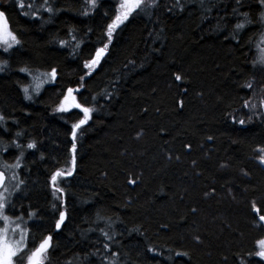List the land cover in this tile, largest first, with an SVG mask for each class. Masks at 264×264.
<instances>
[{
    "label": "trees",
    "instance_id": "trees-1",
    "mask_svg": "<svg viewBox=\"0 0 264 264\" xmlns=\"http://www.w3.org/2000/svg\"><path fill=\"white\" fill-rule=\"evenodd\" d=\"M119 2L98 0L94 14L82 16L84 0H50L64 11L50 17L38 10L40 18L33 20L21 14L15 0H0L21 40V46L8 53L0 50V62H8L0 72V115L5 118L0 125V161L13 163L19 155L22 149L3 151L12 141L22 148L37 142V149L25 152L18 171L26 183L12 198L16 211L7 214L23 212L27 220L28 211L38 213L26 225L29 247L52 235L47 264H102L106 241L98 228H106V223L97 221V212L115 222L111 251L120 254L119 264H264L249 256L256 250L254 241L264 237V227L252 211L255 202L264 214V169L256 161V150L264 147V120L240 125L231 119L247 121L250 113L242 108L243 100L258 103L264 98V70L252 67L264 29L250 26L237 36V44L226 36L238 21H230L229 32L211 31L216 21L201 23L198 0H181L185 10L171 13L167 9L175 0H160L150 19H130L116 34L107 61L76 93L80 103L98 111L77 133L76 168L60 184L65 190L61 199L67 203H57L68 218L59 232L55 230L58 212L52 208L50 175L71 166L70 128L82 118L79 110L55 109L68 87H80V66L94 53L87 41L98 40ZM24 3L38 6L43 0ZM243 3L241 12L251 11L255 18L259 9L247 7L255 0ZM224 4L230 13L234 0ZM70 28L86 42L78 57L58 44L70 39ZM149 32L160 39L153 43ZM129 60L138 67L119 80L121 73L113 70ZM25 66L58 70L56 83L46 84L31 101L22 91L31 79L19 72ZM177 74L183 81L174 80ZM117 80L113 88L110 81ZM250 80L254 89L243 88ZM104 92L111 93V99L102 97ZM17 132L23 135L17 137ZM149 245L157 253L147 252ZM97 250L99 255L84 260ZM183 252L188 255H177Z\"/></svg>",
    "mask_w": 264,
    "mask_h": 264
},
{
    "label": "snow or ice",
    "instance_id": "snow-or-ice-1",
    "mask_svg": "<svg viewBox=\"0 0 264 264\" xmlns=\"http://www.w3.org/2000/svg\"><path fill=\"white\" fill-rule=\"evenodd\" d=\"M18 9L21 10V14L25 17H29L33 20L39 19L37 12L42 10L50 14L51 16L58 15L60 12L64 11L63 9H57L52 6V3L55 0H43V3L38 6L35 3L25 4L24 0H15ZM199 7L201 10V23L209 22L215 20L216 23L214 27L211 28V31L223 34L229 32L230 21L236 19L234 25L231 26V31L229 36H226V39L231 38L235 40L237 44L240 43V40L237 39V36L243 34L247 28L259 27L264 29V0H255L254 4H250L247 7L258 8L259 12L255 18L252 17L251 11L241 12V8L244 7L243 0H234V4L231 8V12H227V5L224 4V0H198ZM187 5L182 4L181 0H175L173 6L169 7L167 11L171 13L173 10L184 11ZM194 6V5H193ZM99 7L98 0H84V8L80 11V15L89 16L94 14V11ZM160 7V0H120V2L114 7L113 11L115 15L111 17V22L107 23L106 29L101 33V36L96 42L87 41V43L92 44L94 48V53L89 54V58L84 59L80 70L83 73L79 77L80 87L72 88L68 87L66 92L62 93V99L60 100L55 111L60 113H70L73 109L79 110L82 113V118L78 122L73 123L70 128L71 133V166L63 169H57L50 175V186L52 190V195L54 198V203L52 205L53 211L58 212V219L55 221V230L59 232L62 226L65 225V222L68 218L66 210H59L57 203L66 205L67 201L62 200L61 197L65 195V190L63 187H60V184L66 180V178L73 176V173L76 168V150H77V133L82 129L84 125H87L89 120L92 118V114L98 109L93 107H87L85 104L80 103L77 100L76 93L80 92V88L84 87V83L91 79L102 67L103 62L107 61V58L111 55L110 46L114 43V38L119 30L123 26H126V23L135 16H147L149 19L152 15L155 14V11ZM27 8L28 11H24ZM91 9L92 11H88ZM220 13L223 11L224 15L213 16V11ZM105 16L108 13H104ZM47 23V21H45ZM18 31V30H17ZM92 29L88 30V33H92ZM77 29L70 28L68 29V35L70 39L65 40L61 39L58 41V44L61 48H71V54L73 57L79 56V51L81 50L82 44H85V40L78 39L76 35ZM148 38L152 40L153 43L160 39L159 34H154L152 32L148 33ZM105 40L107 42H105ZM102 44L101 47H96V44ZM251 43V41H249ZM264 32L260 33V39L256 44L257 58L252 61L253 70L259 68L264 70ZM21 46V40L18 38L16 31H13L4 6L0 5V50L3 53H8L16 47ZM7 61L0 62V72H3L7 68ZM137 63L135 60H129L122 65L120 69H114V72H119V80H123L125 77L123 73L132 74L137 69ZM143 67V65H139ZM19 72L26 74L30 77V83L23 86L22 91L24 94V99L31 101L34 96H39L44 89L46 84H54L58 79V70L55 67H52L50 71H40L39 69H31L28 66L22 67L19 69ZM35 73V74H34ZM119 80L111 82L113 88L119 83ZM175 81H183V77L179 74L174 76ZM243 88L252 90L254 89V82L248 81ZM186 91V90H185ZM264 91V89H262ZM255 96L256 93L253 92ZM101 96H107L111 99L112 94L104 92ZM92 102H97L96 97H92ZM87 102V101H86ZM179 107H183V101L179 102ZM242 108L247 109L250 115L248 116L247 121L243 118L237 119L236 116H232L233 123H239L240 125H245L246 122H251L254 118H259L264 120V98H261L258 103L253 102L252 98L244 99L242 103ZM5 123V118L3 115H0V125ZM23 133L17 132L16 136L20 137ZM209 140H212V137H208ZM9 147H14L16 149H22L19 155L16 157L13 163H8L6 161H0V222L3 226L0 227V264H47V258L49 251L54 247L53 246V237L52 235L45 236L38 244L34 247H29V231L26 227L28 222L37 216L38 213L33 211H28V219H24L23 212L19 216H9L8 211H16L15 204L13 203V197L22 191V186L25 185V180L20 177L18 170L23 169L22 160L25 158V152L27 150L37 149V142L30 141L27 143L26 148H22V145L17 141H12L11 145H5L3 151H7ZM188 149H191V145H186ZM258 161L261 165H264V147H260L257 150ZM195 163V162H194ZM5 171L9 172L10 175L6 176ZM130 184H135L136 180H130ZM11 187V191L9 190ZM87 203V201H85ZM30 207V206H29ZM195 211V209H193ZM252 211L254 214L258 215V225L264 227V214H260L261 209L256 207L255 202L252 203ZM97 221H105L106 228H98L100 235L106 241L103 243L102 247L104 249V254L101 256V262L104 264L106 261L107 264H119L120 254L117 252H112L111 247L112 243L115 241L116 233L114 232V221L111 217H104L100 215L99 212L96 213ZM163 227H167L164 225ZM107 229V230H106ZM89 231H96V229H89ZM133 232H138V229H133ZM199 240V237H196ZM32 243L35 244V238H32ZM254 248L256 249L254 253H249V256L255 255L256 257L264 260V237H261L254 241ZM147 252L157 253V250L154 246L149 245L146 248ZM100 252L86 254L84 257L85 261H88L89 256H97ZM177 255L187 256L188 253H177ZM110 257V258H109ZM171 259V257H169ZM71 264V262H70ZM241 264H244V261L241 260Z\"/></svg>",
    "mask_w": 264,
    "mask_h": 264
},
{
    "label": "rangeland",
    "instance_id": "rangeland-1",
    "mask_svg": "<svg viewBox=\"0 0 264 264\" xmlns=\"http://www.w3.org/2000/svg\"><path fill=\"white\" fill-rule=\"evenodd\" d=\"M261 47H264V45H261ZM11 164V163H10ZM8 174L10 175V173L8 172ZM9 190H11V187H10V189ZM9 215V214H8ZM10 216V215H9ZM3 226V224H2V222H0V227H2Z\"/></svg>",
    "mask_w": 264,
    "mask_h": 264
},
{
    "label": "water",
    "instance_id": "water-1",
    "mask_svg": "<svg viewBox=\"0 0 264 264\" xmlns=\"http://www.w3.org/2000/svg\"><path fill=\"white\" fill-rule=\"evenodd\" d=\"M257 163L260 165V167H261L262 169H264V165H261V164L259 163L258 159H257ZM5 175H6V174H5Z\"/></svg>",
    "mask_w": 264,
    "mask_h": 264
}]
</instances>
